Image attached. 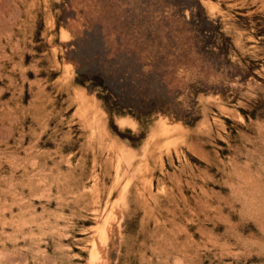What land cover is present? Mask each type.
<instances>
[{
  "label": "rangeland",
  "instance_id": "obj_1",
  "mask_svg": "<svg viewBox=\"0 0 264 264\" xmlns=\"http://www.w3.org/2000/svg\"><path fill=\"white\" fill-rule=\"evenodd\" d=\"M0 264H264V0H0Z\"/></svg>",
  "mask_w": 264,
  "mask_h": 264
},
{
  "label": "bare ground",
  "instance_id": "obj_2",
  "mask_svg": "<svg viewBox=\"0 0 264 264\" xmlns=\"http://www.w3.org/2000/svg\"><path fill=\"white\" fill-rule=\"evenodd\" d=\"M92 259V258H91Z\"/></svg>",
  "mask_w": 264,
  "mask_h": 264
}]
</instances>
